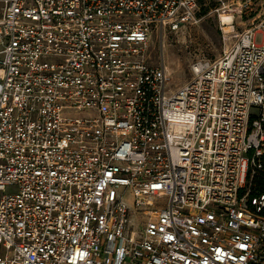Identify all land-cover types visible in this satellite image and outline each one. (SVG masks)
Here are the masks:
<instances>
[{
	"label": "built area",
	"instance_id": "built-area-1",
	"mask_svg": "<svg viewBox=\"0 0 264 264\" xmlns=\"http://www.w3.org/2000/svg\"><path fill=\"white\" fill-rule=\"evenodd\" d=\"M199 2L2 0L0 264H264V19L175 91L148 60Z\"/></svg>",
	"mask_w": 264,
	"mask_h": 264
},
{
	"label": "rangeland",
	"instance_id": "rangeland-1",
	"mask_svg": "<svg viewBox=\"0 0 264 264\" xmlns=\"http://www.w3.org/2000/svg\"><path fill=\"white\" fill-rule=\"evenodd\" d=\"M241 2L243 7L239 17L233 20L234 29L224 32L221 29L219 18L214 13L216 3L212 0H200L197 13V22L186 26L177 32L153 33L148 44V60L151 65L163 67L167 79V88L175 91L191 80L190 66L199 59L215 60L229 50L238 35L264 19V8L261 0H226V3ZM2 0H0V16ZM13 193L14 189H8ZM123 190H119V193ZM123 200L130 211L131 223L135 230H139V221L144 216L137 214L133 205L134 198L131 191L123 192ZM154 207L165 204L164 198L154 199Z\"/></svg>",
	"mask_w": 264,
	"mask_h": 264
},
{
	"label": "bare ground",
	"instance_id": "bare-ground-1",
	"mask_svg": "<svg viewBox=\"0 0 264 264\" xmlns=\"http://www.w3.org/2000/svg\"><path fill=\"white\" fill-rule=\"evenodd\" d=\"M224 19H223V22H225V23H228L229 22V19L230 18H227V17H223ZM224 29V32H229L230 31V27H224L223 28Z\"/></svg>",
	"mask_w": 264,
	"mask_h": 264
}]
</instances>
